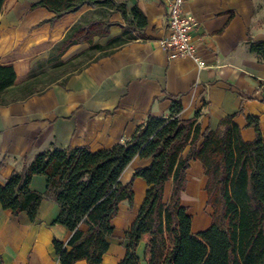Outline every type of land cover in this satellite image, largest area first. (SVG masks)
<instances>
[{"label": "crops", "instance_id": "obj_1", "mask_svg": "<svg viewBox=\"0 0 264 264\" xmlns=\"http://www.w3.org/2000/svg\"><path fill=\"white\" fill-rule=\"evenodd\" d=\"M39 1L6 0L0 16V65H13L17 75L0 106V184L51 149L98 152L125 144L149 117L171 115L170 96L181 100V119L199 113L202 132L215 131L225 117L236 115L245 141L256 139L248 117L258 120L264 135V62L248 45L249 39L264 41V0H185V11L197 24L192 32L197 54L208 65L203 70L190 59H170L161 45L168 37L170 0H116L147 17V28L142 35L133 32L134 40L123 36L127 24L116 9L86 5L51 24V12L31 10ZM91 22H104L108 35L76 40L62 51L63 43ZM150 163L135 158L122 182ZM187 180L182 203L185 197L195 202L200 194L207 202L200 161L190 163ZM30 187L43 194L47 178L35 176ZM147 190L138 178L133 205L121 203L103 264H119L126 256V233ZM171 190L172 180L165 184L164 201ZM59 214V205L47 199L34 221L27 212L13 216L0 203V264H60L53 242L67 243L71 233L55 223ZM144 250L142 243L137 251L142 264Z\"/></svg>", "mask_w": 264, "mask_h": 264}, {"label": "trees", "instance_id": "obj_2", "mask_svg": "<svg viewBox=\"0 0 264 264\" xmlns=\"http://www.w3.org/2000/svg\"><path fill=\"white\" fill-rule=\"evenodd\" d=\"M5 2L0 0V16ZM86 5L119 11L127 24L126 40L136 39L133 32L142 35L147 28V17L137 6L128 12L116 0H41L31 10L51 12L50 23L54 24ZM107 35L104 22H91L75 31L62 51L76 40L88 42L93 36ZM248 45L264 62V41L249 39ZM16 79L13 65H0V106L6 104L5 95ZM168 99L171 115L149 117L125 144L98 152L51 149L37 155L22 172L0 184L3 209L15 217L27 212L34 221L43 200L56 202L60 214L55 223L71 233L67 243L53 242L60 264H103L115 231L113 220L121 203L133 205L134 182L141 178L148 190L126 233L127 253L119 264H142L137 255L142 243L145 264H264V135L258 120L247 118V126L256 132L251 142L243 139L236 115L225 117L215 131L202 132L198 112L193 119L183 120L181 100ZM137 157L151 160L150 165L136 169L123 183V173ZM192 161H200L204 167L206 204L212 208L210 227L198 233L193 232V216L182 204ZM35 176L47 178L43 194L31 190ZM170 180L171 195L165 202V184Z\"/></svg>", "mask_w": 264, "mask_h": 264}, {"label": "built area", "instance_id": "obj_3", "mask_svg": "<svg viewBox=\"0 0 264 264\" xmlns=\"http://www.w3.org/2000/svg\"><path fill=\"white\" fill-rule=\"evenodd\" d=\"M196 26L195 20L185 11V0H170L167 18L168 37L161 41V45L169 53L170 59H190L203 70L208 65L197 54L192 39V32Z\"/></svg>", "mask_w": 264, "mask_h": 264}, {"label": "rangeland", "instance_id": "obj_4", "mask_svg": "<svg viewBox=\"0 0 264 264\" xmlns=\"http://www.w3.org/2000/svg\"><path fill=\"white\" fill-rule=\"evenodd\" d=\"M129 175H130V171L126 174V178H128ZM203 198L204 195L200 194V196H198L196 200H194L195 202H191L192 201L191 198L185 197L184 199L185 201H183L182 203L184 207L189 208V214L193 216L194 233H198L203 230H206L207 228L210 227L211 224L212 208L207 206L206 201L205 202L202 201ZM165 201L167 202L168 198H166ZM187 202H189L190 205H188ZM143 264L145 263L143 262Z\"/></svg>", "mask_w": 264, "mask_h": 264}]
</instances>
